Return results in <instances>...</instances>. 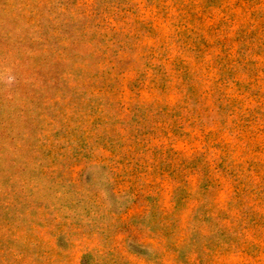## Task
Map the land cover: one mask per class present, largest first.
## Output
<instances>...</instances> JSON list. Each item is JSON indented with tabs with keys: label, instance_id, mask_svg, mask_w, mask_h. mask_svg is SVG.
I'll list each match as a JSON object with an SVG mask.
<instances>
[{
	"label": "rangeland",
	"instance_id": "1",
	"mask_svg": "<svg viewBox=\"0 0 264 264\" xmlns=\"http://www.w3.org/2000/svg\"><path fill=\"white\" fill-rule=\"evenodd\" d=\"M0 264H264V0H0Z\"/></svg>",
	"mask_w": 264,
	"mask_h": 264
}]
</instances>
